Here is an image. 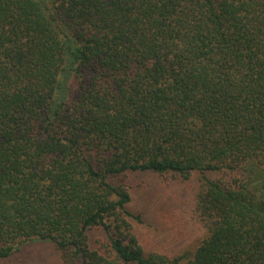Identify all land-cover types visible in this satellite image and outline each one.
<instances>
[{
  "label": "trees",
  "instance_id": "trees-1",
  "mask_svg": "<svg viewBox=\"0 0 264 264\" xmlns=\"http://www.w3.org/2000/svg\"><path fill=\"white\" fill-rule=\"evenodd\" d=\"M141 173L184 190L196 244L140 242ZM43 242L264 264V0H0V263Z\"/></svg>",
  "mask_w": 264,
  "mask_h": 264
},
{
  "label": "rangeland",
  "instance_id": "rangeland-1",
  "mask_svg": "<svg viewBox=\"0 0 264 264\" xmlns=\"http://www.w3.org/2000/svg\"><path fill=\"white\" fill-rule=\"evenodd\" d=\"M129 184L130 208L140 211L144 218V223L135 224V229L140 242L147 249L196 244V235L200 230L193 229L184 219L177 217L186 211L184 190L161 185L155 177L147 173L131 175ZM25 251L0 264H63L52 244L48 242L33 245Z\"/></svg>",
  "mask_w": 264,
  "mask_h": 264
}]
</instances>
